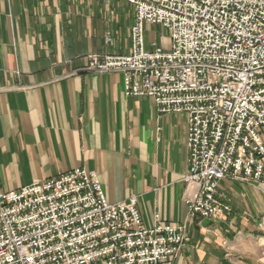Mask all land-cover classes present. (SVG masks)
Instances as JSON below:
<instances>
[{
  "label": "built area",
  "instance_id": "2783aa9c",
  "mask_svg": "<svg viewBox=\"0 0 264 264\" xmlns=\"http://www.w3.org/2000/svg\"><path fill=\"white\" fill-rule=\"evenodd\" d=\"M124 1L130 53L90 54L82 70L120 72L126 97L187 116L186 220L147 226L136 196L110 202L78 167L0 189V264H173L195 217L230 214L221 180L264 194V0ZM145 24L169 31L167 48L148 47Z\"/></svg>",
  "mask_w": 264,
  "mask_h": 264
},
{
  "label": "crops",
  "instance_id": "0c3cea01",
  "mask_svg": "<svg viewBox=\"0 0 264 264\" xmlns=\"http://www.w3.org/2000/svg\"><path fill=\"white\" fill-rule=\"evenodd\" d=\"M133 22L124 0H0L2 191L83 167L108 201L136 196L147 226L186 220L187 116L126 97L120 72L82 70L129 54ZM238 183L219 182L230 214L195 217L173 264H264V194Z\"/></svg>",
  "mask_w": 264,
  "mask_h": 264
},
{
  "label": "rangeland",
  "instance_id": "374dc122",
  "mask_svg": "<svg viewBox=\"0 0 264 264\" xmlns=\"http://www.w3.org/2000/svg\"><path fill=\"white\" fill-rule=\"evenodd\" d=\"M146 33L147 31H149L150 33L149 35V40L155 41L157 43V45H160L164 48H167L169 45V31L167 29H165L164 27H162L159 24H149V28L148 26L145 28ZM227 180L229 182H233L230 181L228 179H224ZM222 181V180H221ZM239 184V183H238ZM262 222H264V216H262Z\"/></svg>",
  "mask_w": 264,
  "mask_h": 264
}]
</instances>
